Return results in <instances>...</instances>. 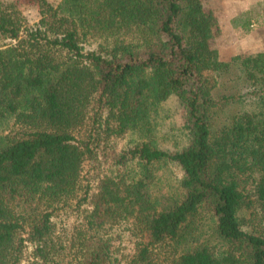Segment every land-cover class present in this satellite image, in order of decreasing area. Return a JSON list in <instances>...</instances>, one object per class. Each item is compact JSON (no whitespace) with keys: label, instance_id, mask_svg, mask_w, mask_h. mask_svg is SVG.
<instances>
[{"label":"trees","instance_id":"1","mask_svg":"<svg viewBox=\"0 0 264 264\" xmlns=\"http://www.w3.org/2000/svg\"><path fill=\"white\" fill-rule=\"evenodd\" d=\"M38 6L27 24L0 0V264H22L28 243L27 264H264V50L221 59L204 0ZM225 76L245 88L217 90ZM171 97L186 136L174 151L151 120ZM102 153L112 165L92 188L83 169ZM171 162L183 176L164 191ZM66 207L77 213L58 229ZM121 222L137 240L119 257L106 229Z\"/></svg>","mask_w":264,"mask_h":264},{"label":"rangeland","instance_id":"2","mask_svg":"<svg viewBox=\"0 0 264 264\" xmlns=\"http://www.w3.org/2000/svg\"><path fill=\"white\" fill-rule=\"evenodd\" d=\"M16 4V6L20 9L21 13L25 17V21L27 24H34L39 20L40 13H39V6H38V0H10ZM53 5H58L61 0H49ZM228 0H204V5L206 9L210 10L211 12V18H214L213 20L215 23H213L215 28V35L211 39V45L220 51L219 48L222 49V51L226 50V48L231 44L230 42H225L226 39L224 37H221L222 28H221V22L223 23L225 20V13L224 11L219 9V6L225 5ZM259 8V5L253 7L252 9H248L243 13L246 17H257V9ZM224 13V15H223ZM264 16V10L262 12ZM217 14V15H216ZM220 15V16H219ZM262 16V17H263ZM220 19V20H219ZM262 20H255L248 22V27H245V30L247 29H253L257 26L262 25ZM228 21V20H227ZM236 22H239L240 20L235 18ZM260 21V22H259ZM252 23V24H251ZM227 25V22H226ZM257 25V26H255ZM223 26H225L223 24ZM227 27H230V25H227ZM249 31V30H248ZM263 31V30H262ZM261 29H257V36L260 34H263ZM253 38H256L255 36ZM252 37L249 39L252 40ZM259 38H262L259 36ZM6 41L2 37H0V46H2ZM249 42L245 43L242 47V50H239V52H242L240 54H248L244 53V48H248ZM97 46V41L91 40L85 44V47L87 49H93ZM225 53V52H224ZM223 52L219 56L222 59L224 55ZM233 57V56H232ZM231 59V58H230ZM229 60V58H228ZM232 73H238V69H233ZM230 76H225L222 78L224 81L221 83L220 87L217 89L222 92H235L240 91L243 88H245V80L244 78H241L237 81L236 80H229ZM228 87V88H226ZM241 106V102H231L230 105L222 110L219 114V120L216 121V124H220L223 119L232 112H234L237 107ZM152 127H153V137L155 140H157V143L159 146H161L164 149L167 150H177L181 148L186 143V136H185V130L183 127V118L180 110V106L177 102V100L174 97L169 98L168 100L162 102L158 108L157 111L153 113L152 115ZM12 124V121L10 120H0V135L5 134L8 130V127ZM141 132L139 130L128 132L125 136L121 138H113L112 139V147H114L116 150H122L126 148L129 144L133 143L135 140H137L140 137ZM111 157L108 155H104V153L100 154L98 157V160L94 159L93 161H88L85 163L84 169H83V182L87 183L89 179L91 187H95L97 183V176H101L102 174L109 171L111 164ZM135 165L132 164L131 167L125 169L122 168V171L128 170L126 172L132 171L134 169ZM134 173H136V170H133ZM159 184L157 187H161V190H167L168 187L176 185L179 179L183 176L182 169L180 166L175 163L171 162L164 170L159 171ZM84 208V206H82ZM76 211L68 209V207L63 208L59 210L55 216L54 221L56 225L58 226V229L68 228V224L70 222H73ZM106 232L110 236H112L114 245L118 247L119 249L115 252L116 256L122 257L123 254H131L134 251L135 242L137 240L136 236L133 235L132 230L130 229V225L126 222H121L113 227H109L106 229ZM33 245L28 243L25 247L24 256L25 259L22 264H27V259H29L32 255Z\"/></svg>","mask_w":264,"mask_h":264},{"label":"crops","instance_id":"3","mask_svg":"<svg viewBox=\"0 0 264 264\" xmlns=\"http://www.w3.org/2000/svg\"><path fill=\"white\" fill-rule=\"evenodd\" d=\"M257 5H259V8L257 9V17H246L243 15L245 11L250 8L252 9ZM219 9L222 10V12L224 11L225 13V20L223 23L221 22V37H224L226 39V43H231L224 51L219 48L220 54L222 52H225L227 54L222 57L223 60H228V58L230 59L232 56L242 53L239 52V50H242L243 45L247 42H249V45L248 48H244V53H253L258 50H264V20L261 22V26L255 25L257 26L256 28L245 30V27H248L249 21L255 22V20H262L264 18V16L262 15V12L264 10V0H228L225 5L219 6ZM235 18L240 21L236 22ZM226 22L227 25H230V27H227ZM223 24L225 26H223ZM258 28L261 29V31L263 30V34L259 33V36L262 38H259L257 34H254L257 33ZM254 36L256 38H253ZM250 37H252L253 39L250 40Z\"/></svg>","mask_w":264,"mask_h":264}]
</instances>
